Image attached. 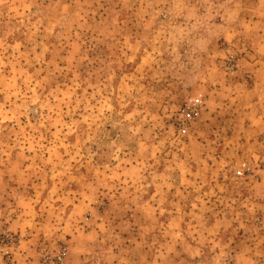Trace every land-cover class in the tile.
<instances>
[{"label":"rangeland","instance_id":"rangeland-1","mask_svg":"<svg viewBox=\"0 0 264 264\" xmlns=\"http://www.w3.org/2000/svg\"><path fill=\"white\" fill-rule=\"evenodd\" d=\"M263 56L264 0H0V264H264Z\"/></svg>","mask_w":264,"mask_h":264},{"label":"built area","instance_id":"built-area-1","mask_svg":"<svg viewBox=\"0 0 264 264\" xmlns=\"http://www.w3.org/2000/svg\"><path fill=\"white\" fill-rule=\"evenodd\" d=\"M202 105H203L202 100L199 98H196V99L191 100L186 106L182 108L181 117H180V119H182V125H181L182 133H186L188 130L187 122H190L196 119L200 115L201 110H202ZM13 242H14V238L10 234H4L3 236H0V255ZM64 255H65V252L62 250L58 255L54 257V260L52 262L54 264H60L63 261Z\"/></svg>","mask_w":264,"mask_h":264},{"label":"crops","instance_id":"crops-1","mask_svg":"<svg viewBox=\"0 0 264 264\" xmlns=\"http://www.w3.org/2000/svg\"><path fill=\"white\" fill-rule=\"evenodd\" d=\"M251 65L256 66V67H264V56L261 57V58H257V59L255 58L251 62ZM256 81L257 82L254 84L255 86L253 88L258 90L260 87H262V85H264V81L261 79L260 76H258V79ZM235 92H237V91H235ZM235 94H236V96L234 94L232 95L233 98L239 100L240 92H237ZM259 104H260V107L262 109H260L259 110V114H257L258 120H256V122H253L252 124L253 125H260V126H262L264 128V97L259 99ZM236 113H237L236 118H239L240 117V110L236 109ZM248 124L249 123H247V125ZM248 126H251V124L248 125ZM262 144H263V147H264V142H262ZM259 156H260V158L264 159V150L259 152ZM262 174H264V171H262Z\"/></svg>","mask_w":264,"mask_h":264}]
</instances>
